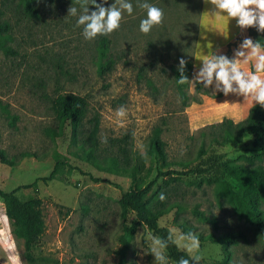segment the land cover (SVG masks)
<instances>
[{"label": "rangeland", "instance_id": "obj_1", "mask_svg": "<svg viewBox=\"0 0 264 264\" xmlns=\"http://www.w3.org/2000/svg\"><path fill=\"white\" fill-rule=\"evenodd\" d=\"M114 2L106 0L103 6ZM130 2L133 13H124L118 30L87 41L82 26H76L78 17L68 15L69 7H78L76 0H0V150L14 163H0V191L37 180L35 188L15 193L36 213L31 230L12 215L7 199L0 198V264H12L16 255L20 264H154L150 232L143 226L125 247L120 242L123 223L117 201L133 184L113 171L111 160L118 158L110 141L126 138L130 157L143 160L134 184L150 180L156 171H181L179 161L193 160L202 140L208 144L209 131L202 129L207 120L193 122L195 103L183 109L173 82L179 59L191 62L200 0H146L164 11L163 23L147 35L139 31L146 10L138 7V0ZM94 10L89 6V13ZM108 62L110 68L102 71ZM192 87L188 85L189 95ZM62 94L86 101L82 132L75 139L68 127L57 129L52 101ZM121 105L128 113L122 123L115 116ZM92 119L97 132L89 141ZM155 126L163 129L169 163L164 168L144 153ZM201 129L204 137H199ZM104 137L107 143H102ZM251 142L243 135L239 145L207 148L223 160L245 164L241 156L258 153ZM55 163H60L55 179L39 180ZM255 163L264 169V156ZM160 184L158 179L148 194L152 202ZM167 201L172 206L157 223L170 232L185 223L202 235L243 234L228 260L219 246L201 244V264H264V240L215 198L211 187L196 188L193 178L185 176L168 192ZM260 208L264 211V202ZM133 219L129 215L124 224Z\"/></svg>", "mask_w": 264, "mask_h": 264}, {"label": "trees", "instance_id": "obj_2", "mask_svg": "<svg viewBox=\"0 0 264 264\" xmlns=\"http://www.w3.org/2000/svg\"><path fill=\"white\" fill-rule=\"evenodd\" d=\"M25 10L30 12L28 8H25ZM246 30L253 41H260L261 44H264V32H258L256 28H247ZM226 56L230 58L229 54H226ZM110 66L111 63L108 62L101 70L107 71ZM178 66L173 69V82L183 109L188 107L189 103L199 104V96H213L210 88H205L201 83H192L193 95H189L187 93L189 84L179 85L177 83L180 78V73L177 71ZM185 75L189 81L195 79L191 74V62L186 64ZM155 91L154 87L151 88L152 94ZM52 109L57 121L58 131L60 132L68 127L72 139H75L82 132L86 112L85 99L73 94L58 95L52 101ZM202 129L209 131L210 140L207 145L203 140L200 142L193 160L179 161L178 165L181 167V171L171 169L156 171L150 180L139 184H134V182L135 176L144 168L143 160L134 156L130 157L126 138L110 141V145L116 147L118 158L117 161L115 159L111 160L113 171L125 174L133 184L120 193L117 201L118 215L123 223V232L120 237L123 247L134 235L138 226H143L149 232L161 237L170 232L168 228L158 226L157 222L172 206L167 203L168 192L173 190L174 185L182 183L183 177L189 175L193 178V184L196 188L211 187L214 197L221 199L230 206L234 215L248 225L253 234L264 240V211L260 208L261 203L264 202V169L255 163L256 160L264 156V108L259 105L252 106L249 108L247 116L239 122L234 123L228 119H222L220 122L204 126ZM202 129L199 131V137H204ZM96 132L97 120L92 119L89 121V131L86 139L94 141ZM162 132L163 129L160 126L153 127L144 153L150 160H157L164 168L169 163L166 161V143L162 140ZM243 135L250 136L252 138V148L258 150V153L252 156L240 157L245 164H235L233 161L223 160L221 155H216L207 148L209 145L218 147L239 145ZM86 159L92 162L93 156L86 153ZM0 163L8 166L14 164L5 157L2 150H0ZM59 166L60 163H55L49 175L39 180L47 182L55 179ZM149 171L150 167H147L146 174H149ZM158 179H161V184L156 192L160 191L159 195L161 193L165 194L166 200L164 202L159 200V195L154 202L151 201V197H148ZM36 181L16 187L7 193L0 191V198L7 199L8 208L12 215L30 230L36 223V213L30 202L20 200L15 193L19 190L35 188ZM193 213L197 218H200L196 211H193ZM129 215H133L134 219L129 225H125L124 223ZM178 228L183 232H189L185 223L178 224ZM197 234L201 244L209 243L219 246L225 260L230 257V248L244 239L241 233ZM122 250L124 249L120 251L121 258ZM167 255L172 264H175L181 257L189 258L185 252L179 250L175 245L169 246ZM119 264H121V261Z\"/></svg>", "mask_w": 264, "mask_h": 264}, {"label": "clouds", "instance_id": "obj_3", "mask_svg": "<svg viewBox=\"0 0 264 264\" xmlns=\"http://www.w3.org/2000/svg\"><path fill=\"white\" fill-rule=\"evenodd\" d=\"M39 2V0H38ZM106 0L95 3V0H76V6L68 9V15L78 17L76 26L83 28L82 35L85 40L92 41L98 36H106L118 30L124 13H133V4L130 0H115L110 7H104ZM215 10L213 17L221 19H236L240 29L256 28L258 32H264V0H209ZM89 6L95 8L89 13ZM138 7L146 10V18L139 24L142 34H149L155 26H159L164 20L163 9L156 7L143 0H138ZM209 16L208 13H205ZM201 67L193 81H189L185 75L187 60L179 59L177 71L180 78L179 85L201 83L205 88L213 87L215 92H222L225 96L235 94L250 98L253 106L259 105L264 108V44L253 41L251 38L243 39L239 47L234 50L233 58L226 55H217L210 52L201 55ZM254 61V70L245 72L241 69L242 64ZM127 109L121 105L115 111L118 122L127 118ZM107 143V137L102 139ZM159 200L164 202V193L159 195ZM138 235H143L138 234ZM147 240L150 241L149 254L154 257V264H170L167 249L175 245L185 251L189 258L181 257L175 264H201L203 254L199 235L195 232H183L173 228L166 236L161 237L149 233ZM12 264H20L18 255L11 257Z\"/></svg>", "mask_w": 264, "mask_h": 264}, {"label": "crops", "instance_id": "obj_4", "mask_svg": "<svg viewBox=\"0 0 264 264\" xmlns=\"http://www.w3.org/2000/svg\"><path fill=\"white\" fill-rule=\"evenodd\" d=\"M214 11L216 10L209 0H200L191 54V74L194 78L202 66L201 55L212 52L217 55L229 54L230 58H233L234 50L239 47L243 39L251 38L246 29H240L237 26L236 19L213 17ZM254 63L251 61L248 64H242L241 69L245 72L254 70ZM209 88L213 96H199L200 103L194 104L198 111L193 122L207 120L209 125L228 119L236 123L243 120L249 108L253 106L250 98L235 94L225 96L222 92H215L214 86Z\"/></svg>", "mask_w": 264, "mask_h": 264}]
</instances>
